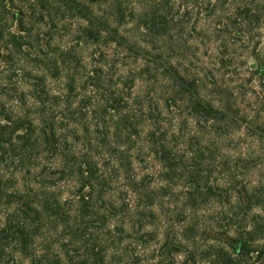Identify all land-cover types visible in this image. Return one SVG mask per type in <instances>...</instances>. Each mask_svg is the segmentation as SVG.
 I'll return each mask as SVG.
<instances>
[{
	"label": "trees",
	"instance_id": "1",
	"mask_svg": "<svg viewBox=\"0 0 264 264\" xmlns=\"http://www.w3.org/2000/svg\"><path fill=\"white\" fill-rule=\"evenodd\" d=\"M0 264H264V0H0Z\"/></svg>",
	"mask_w": 264,
	"mask_h": 264
}]
</instances>
